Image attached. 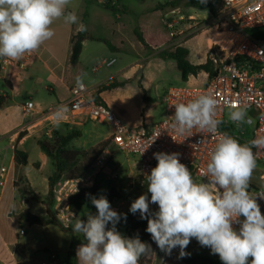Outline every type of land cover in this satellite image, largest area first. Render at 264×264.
<instances>
[{"label": "clouds", "instance_id": "1", "mask_svg": "<svg viewBox=\"0 0 264 264\" xmlns=\"http://www.w3.org/2000/svg\"><path fill=\"white\" fill-rule=\"evenodd\" d=\"M71 3L0 0V58L20 60L38 51L55 35L52 25L58 20L77 24L79 17L68 11ZM86 30L79 24V31ZM217 103L212 95L202 94L175 104L174 115L169 117V127L178 135L193 129L218 135L201 179H194L179 153H154L157 164L145 174L147 192L131 203L129 212H139L147 220L146 232L168 256L177 248L178 259L190 255L185 249L195 239L218 255L222 264H264V214L258 203L264 200V188L250 190L257 167L253 149L264 150V137L242 144L220 133L223 121L216 118ZM65 111L64 107L56 110L57 123ZM228 120L236 125L247 123V108L230 106ZM90 201L96 214L89 212L86 220H76L72 226L85 241L76 250L78 264H139L142 256L153 252L139 236L129 238L118 231L117 223L121 218L126 221L127 215L114 210L106 196L90 195ZM150 204L158 210L151 211Z\"/></svg>", "mask_w": 264, "mask_h": 264}, {"label": "built area", "instance_id": "2", "mask_svg": "<svg viewBox=\"0 0 264 264\" xmlns=\"http://www.w3.org/2000/svg\"><path fill=\"white\" fill-rule=\"evenodd\" d=\"M218 1L213 20L215 36L209 55V59L217 65V72L214 76L205 73V81L200 86L168 87L162 97L165 116L160 122L150 126L126 128L102 101L93 97L95 90L81 83L69 88L67 100L45 110L37 111L32 102L25 104L24 112L32 116L28 123L19 128L20 134L40 132L42 136L50 137L53 128L58 125L69 128L87 122H106L109 125L107 145L88 171L79 179L61 177L52 189L51 213L62 230H69L73 220L69 197L81 188L93 184L95 177L108 164L113 150L133 156L143 178L157 164L154 153H179L181 163L190 169L194 179H201L218 135L200 133L193 129L192 133L181 136L171 130L169 117L174 115V105L177 103H186L202 94H210L218 101L216 118L223 121L219 127L220 133H228L242 144L264 137V40L256 39L248 33L249 29L264 27V0ZM193 20L192 16L180 11L165 18L169 37L174 39L180 35L176 29L180 23ZM31 58L32 53L26 54L16 62L1 61V64L24 70L30 64ZM114 62V59L104 62L103 66L109 68ZM99 87L96 86V91ZM230 106L246 107L248 122L236 125L230 120H225V110ZM60 107L66 108V111L57 123L54 114ZM245 127H250L247 138ZM253 151L257 164L264 165V150L254 148ZM6 175L7 170L0 166V188H3L6 182ZM259 180L264 181V173L259 175ZM260 189L262 187H257L254 191ZM258 202L264 203V200ZM234 227L238 228V225ZM56 259L55 254H50L49 264H56Z\"/></svg>", "mask_w": 264, "mask_h": 264}, {"label": "crops", "instance_id": "3", "mask_svg": "<svg viewBox=\"0 0 264 264\" xmlns=\"http://www.w3.org/2000/svg\"><path fill=\"white\" fill-rule=\"evenodd\" d=\"M89 1L88 4L86 0H72L68 11L76 13L79 17L78 23L66 24L62 19L56 21L52 25L55 35L46 41L38 51L32 53L31 62L26 69L21 70L8 64H1V61L16 62L18 60L0 59V97L10 98L7 103L0 105V166L5 167L7 170L6 182L3 188H0V264H49L50 254L56 255V264H66L68 259L78 264L76 250L85 241L80 237L79 233L72 231V225H70L69 230L64 231L57 224L39 226L28 224L17 218L22 212H30L42 220L48 218L42 201L47 195V178L53 172L48 158L38 149L33 137L40 134V132L22 134L23 136L18 139V135L20 134L19 128L28 123L32 116L24 112V106L27 102H32L37 111H42L68 99L69 88L76 84L71 82L70 79V69L72 68L69 64L71 38L79 32V24L86 26L87 30L84 33L88 37V40L83 43L79 61L73 69L77 68L87 54L95 51V48L90 45L92 42L108 40L110 39L109 35L112 33H116L118 37L122 38L123 26L128 14L132 15L136 20L138 15L145 13L148 11L147 9L160 3V0H122L119 7H125L127 12H122L120 8L113 11L115 16L112 20L108 19L106 15L97 14L96 10L98 8L105 10L101 4L105 2L113 4L114 0ZM138 9L143 10L138 13L136 12ZM171 12H173L171 9H166L165 18ZM84 14L87 19L85 23ZM91 17L96 25L100 26L101 32H97L95 30L96 26L90 23ZM214 36L215 34H213L211 40L207 41L205 49L193 53L190 49L186 48L185 41L187 39L184 40L183 38H179L176 41L173 40L168 45L153 52L157 54L163 49L171 50L175 43V46L188 49L187 60L191 64L200 65L205 63L209 58ZM111 46L113 50H117L114 44H111ZM197 77L203 79L202 83L205 81L204 72L199 73ZM191 78L194 77H190L188 81ZM4 80L8 82L9 87L4 85ZM104 85L106 86L107 83L105 82ZM96 86H100V84ZM61 87L64 89V94L59 92ZM41 88L51 94L52 100L48 102L46 107H43L40 103H34L31 98ZM103 90L98 91L100 101L116 116L120 115V107L112 100L106 99V91ZM163 94L161 95V102ZM24 97L27 100L24 102L20 101ZM69 129L76 130L78 133L80 132V138L85 134L88 138L97 139L103 133L97 127L89 125L88 122ZM108 135L109 133L104 132L103 139L97 141L92 146H95L102 140H106ZM14 148L27 154L25 166H18L13 162ZM29 153L33 155L32 160H29ZM35 163L38 164L37 169L34 167ZM15 185H18V187H29L38 196L39 200H34L28 195L20 194ZM255 188H257V185L250 181V190L254 191ZM118 204L120 203L117 202L112 205H115L116 208ZM259 204L262 214H264V203ZM121 223L122 220L117 223L119 232H121ZM125 232L126 226L124 232L121 233L124 234ZM192 240L185 249L190 255L180 259H178V248L174 249V259H172L171 256L166 255L156 245L151 258V264H185L183 260L194 255L220 259L218 255L211 254L209 248L200 246L195 239Z\"/></svg>", "mask_w": 264, "mask_h": 264}, {"label": "rangeland", "instance_id": "4", "mask_svg": "<svg viewBox=\"0 0 264 264\" xmlns=\"http://www.w3.org/2000/svg\"><path fill=\"white\" fill-rule=\"evenodd\" d=\"M164 1L165 0H160V3ZM206 1L211 3L210 8L197 9L189 7L186 4V0L178 4L177 9L187 16H192L194 20L180 23L176 28L180 35L176 36L175 41L179 38H183L184 40L187 39L185 41V46L190 49L192 53L205 49L207 41L211 40L213 34H215L213 20L219 1ZM105 10L98 8L96 12L97 14L106 15L108 19L110 18L113 20L115 13L110 10ZM142 10L143 9H138L136 12L139 13L142 12ZM174 10L176 9L172 11ZM85 16L84 23L87 20ZM90 23L96 26L95 30L97 32H101L100 26L96 25L92 17L90 18ZM135 29L136 20L132 15L128 14L123 26V37H118L116 33H112L109 35L110 39L102 40L109 44H114L117 50L108 48L102 41L92 42L90 45L95 48V51L91 54H87L76 69H70L71 82L81 83L89 89H94V98L96 92L103 89V91H106L105 98L112 100L120 107V115H114L129 129L137 126H150L164 119L165 108L164 104L161 102V95L168 87L200 86L203 81L202 78L195 76L188 82H183L176 69L175 62L170 59H162L154 54L153 51L141 45L134 36L133 32ZM156 30L157 35L166 37V32L163 27H157ZM113 59L115 62L109 68L103 66L104 62H109ZM65 73L67 72L65 71ZM105 82L107 83L106 86L104 85ZM99 84L101 88L96 91V85ZM114 84L118 85L114 87ZM139 84L142 86L146 97L153 100L152 103L148 105L144 103L143 93L139 88ZM109 86L111 87L108 88ZM59 92L64 94V89L61 87ZM31 98L34 103H40L43 107H46L48 102L52 100L51 94L43 88L33 94ZM26 100L27 98L24 97V99L20 101L24 102ZM228 111L229 109L225 110V120H228ZM16 114L19 115L17 112ZM88 124L97 127V129L103 133L97 139H91L85 134L80 138L81 134L79 132L80 136L70 144L77 150L86 149L94 145L97 141L103 139L104 132L107 134L109 133V125L106 122H88ZM249 132L250 127H245L246 138ZM33 137L36 139L42 137V134H37ZM29 154V160H32L33 155L31 153ZM261 173H264V165L257 164L250 181L257 185V187L264 188V181L259 180V175ZM94 180L100 185V190L96 195L97 198L106 190L107 184H113L120 191L121 201L118 202L120 204H118L116 208L115 205L111 207L122 214L127 212L131 203L138 198L145 189V178L140 174L136 159L133 156L124 155L118 150L112 151V156L108 164ZM96 211L94 205L91 204L90 198L87 199L81 211L74 215L71 225L73 226L76 220H86L89 212L95 215ZM121 220L120 231L124 232L125 224L123 218ZM109 227H111V225H109ZM80 237L83 238L81 234ZM171 257L174 259V250Z\"/></svg>", "mask_w": 264, "mask_h": 264}, {"label": "trees", "instance_id": "5", "mask_svg": "<svg viewBox=\"0 0 264 264\" xmlns=\"http://www.w3.org/2000/svg\"><path fill=\"white\" fill-rule=\"evenodd\" d=\"M122 0H114V3L105 2L101 6L110 11L120 10L124 13L127 12L125 7H119ZM184 0H165L162 3H157L150 10L136 17V29L134 30V36L145 48L155 51L161 47L168 45L174 39L169 37V30L165 26V10L166 9H177L179 2ZM89 4V0H86ZM186 4L189 7L197 9L210 8L211 3H201V0H186ZM85 16V14H84ZM157 27H163L166 32V37L157 35ZM249 35L256 39L264 40V27L257 29H249ZM88 40V37L84 31H79L76 35L71 38V54L69 58L70 67H75L79 61V57L82 50L83 43ZM108 48L113 49L111 44L106 41H102ZM162 59H170L175 62L176 69L180 74V78L183 82L188 81L190 77H195L199 73L204 72L209 76H214L217 72V65H215L209 58L205 63L200 65H193L187 60L188 49L181 46H175L171 50H161L156 54ZM1 59V58H0ZM4 85L9 87L7 81H3ZM118 84H114L116 87ZM111 87V86H110ZM109 87V88H110ZM139 88L143 93V101L145 104L153 102L152 99L146 97L142 86L139 84ZM98 93H95L96 100L100 101ZM10 100L9 97H0V105L5 104ZM228 134V133H227ZM22 133L18 135V139L21 138ZM80 135L76 130L69 129L65 125H59L53 128L50 137H39L35 139L36 146L38 149L48 158L50 166L52 167V174L47 178V195L42 201L48 218L46 220L40 219L38 216L31 214L30 212H22L17 218L28 224H34L44 226L47 224H56L52 213V189L55 183L61 178L65 177L68 179H79L82 177L90 168L95 159L99 156L101 151L106 147L107 140H104L95 146H92L86 150H77L70 144L73 140L78 138ZM13 162L18 166H25L27 163V154L19 151L16 148L13 150ZM37 169L38 164H34ZM145 180V189L142 194L147 192V185ZM17 191L20 194L28 195L31 199L39 200L38 196L29 187H18L15 185ZM100 190V185L97 181H94L90 187L81 188L76 193L71 195L68 199L70 211L73 215L78 214L84 206V203L91 196H96ZM104 196L109 200L110 204H114L121 201L120 191L113 185L107 184L106 190L103 192ZM149 199H150V194ZM130 208V207H129ZM150 210L155 212L158 210V206L150 204ZM127 215L126 221L123 222L126 226V232L123 234L126 237L134 238L139 236L142 242H146L151 245L152 251L156 246L155 242L152 241L151 235L146 232L147 220L141 219L139 212L132 214L129 209L125 213ZM153 252H150L141 257L139 264H151V258ZM185 264H222V261L217 258H211L208 256L194 255L192 257L185 258L183 260ZM66 264H75L71 260H67Z\"/></svg>", "mask_w": 264, "mask_h": 264}, {"label": "water", "instance_id": "6", "mask_svg": "<svg viewBox=\"0 0 264 264\" xmlns=\"http://www.w3.org/2000/svg\"><path fill=\"white\" fill-rule=\"evenodd\" d=\"M177 13H179V10H178V9H176V10H174L173 12L169 13L166 17H168V16H170V15H172V14H177Z\"/></svg>", "mask_w": 264, "mask_h": 264}]
</instances>
